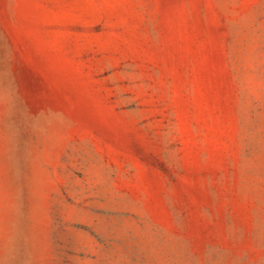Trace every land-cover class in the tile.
<instances>
[{"label": "rangeland", "instance_id": "rangeland-1", "mask_svg": "<svg viewBox=\"0 0 264 264\" xmlns=\"http://www.w3.org/2000/svg\"><path fill=\"white\" fill-rule=\"evenodd\" d=\"M0 264H264V0H0Z\"/></svg>", "mask_w": 264, "mask_h": 264}]
</instances>
